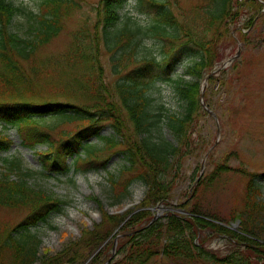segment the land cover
<instances>
[{
  "label": "trees",
  "instance_id": "16d2710c",
  "mask_svg": "<svg viewBox=\"0 0 264 264\" xmlns=\"http://www.w3.org/2000/svg\"><path fill=\"white\" fill-rule=\"evenodd\" d=\"M127 2L99 0L95 19L86 17L78 22L71 48L62 57H41L39 51L61 34L79 1L41 0L30 36L24 37L11 28L21 9L13 1L0 0V154L13 146V139L5 132L9 128L17 130L24 146L36 150L45 170L60 174L105 169L111 155L118 153L124 162L117 173L109 175L116 198L112 204H125L130 199V186L142 183L147 187L146 206L171 195L175 183L165 175L189 153L188 128L202 110L199 81L218 60L215 55L220 41L224 37L236 41L231 24L240 21L244 5L257 9L258 16L263 4L259 0H199L180 20L166 0H138V6L155 12L149 24L143 25L131 17L122 20L121 10ZM254 20L252 17L249 25ZM237 34L245 39L244 30L238 29ZM149 38L161 48L159 54H151L150 49L138 52L143 40ZM105 53L115 77L111 83H105L100 72ZM183 54L188 58L185 72L191 79L176 71ZM162 76L176 84L183 102V112L168 114L164 123V107L154 110V98L149 94ZM161 122L172 139L162 136ZM63 125L70 126L58 131ZM107 126L112 133L103 135ZM94 136L104 141L102 148L89 142ZM41 144L47 149H39ZM2 161L5 171L0 175V208L26 213L18 221L0 217V264H62L61 253L51 258L47 251L42 253L41 240L32 228L61 212L65 202L31 185L29 178L34 173L23 167L19 157L7 156ZM240 167H228L226 161L218 164L185 201L186 214L170 210L152 223L150 210L134 214L119 231L126 234L118 242L122 257L117 264H149L156 256L172 264H264V172ZM236 170L247 179L242 207L233 215L220 217L221 222L204 218L217 215L213 209L203 208L200 189ZM14 172L17 177L10 175ZM40 173L48 175L44 170ZM90 196L104 213L98 226L105 233L95 237L97 248L127 213L110 214L97 196ZM237 220L240 229L231 232L229 224ZM95 230L84 228L74 243H82L84 235ZM210 232L224 235L233 245L208 249ZM89 252L75 255L73 261H84ZM101 256L95 264H100Z\"/></svg>",
  "mask_w": 264,
  "mask_h": 264
},
{
  "label": "rangeland",
  "instance_id": "374dc122",
  "mask_svg": "<svg viewBox=\"0 0 264 264\" xmlns=\"http://www.w3.org/2000/svg\"><path fill=\"white\" fill-rule=\"evenodd\" d=\"M10 1H13L22 9L13 20L12 30L24 37L30 36L31 27L34 25L36 15L39 13L41 0ZM78 1L80 5L72 17L66 20L64 30L58 37L42 47L38 56L62 57L71 48L72 33L77 28L78 22L86 17L91 20L95 19L94 8L99 0ZM259 1L263 6L258 16H255L257 9L246 4L242 9L240 21L231 24V32L235 35L236 41L226 40V37H224L216 49L215 56L218 57V60L215 62L221 60L216 69L221 68L222 64L230 58L233 62L231 63V60L225 69H219L213 74L215 76L207 84L203 97L204 107L195 119L194 124L188 128L191 139L189 153H187L188 155L184 160L175 164L176 168H172L170 175H165L167 180L175 183L171 195L167 199L145 206L147 187L142 183H134L130 188L133 185L139 188V194L136 198L139 203L132 198L129 188L130 199L125 204H112L116 198L109 183L108 172H118L119 164L124 162L123 155L113 153L111 159L109 158L107 168L97 172L73 171L65 175L58 172H49L48 175H43L39 172L42 163L36 151L22 145L15 128L5 131L14 139V146L11 151L1 154L0 174L5 169L2 157L7 155L18 156L22 160L23 167L34 173L29 178L31 185L40 187L66 202L63 205L62 212L53 214L47 222H41L33 227V231L38 234L41 240L40 249L42 253L47 251L49 258L56 256L55 253H61L60 256L63 257L62 264H83L84 261L76 262L73 261V258L77 254H88V249L92 246L89 253L94 260L88 264L99 262L100 253H102L100 264H117L122 257V250L119 249L118 242L126 234L119 231L123 228V224L131 219L134 214L148 209L152 213V218H155L156 213L159 211L161 214L155 218L157 220L164 217L170 210L176 208L179 209L178 211L184 210L183 205L192 194L194 187L206 180L217 165L224 161H226L228 167L241 166L240 168L245 170L264 172V14L261 15L264 13V0ZM198 2L199 0H166V4L173 8L180 20L183 18L182 14ZM127 3L121 10L123 21L127 20V17H131L143 25H148V21L155 15L154 11L145 10L146 6H138V0H128ZM252 17H255V20L249 25ZM238 29L246 32L244 40L238 36ZM146 49H150L149 52L153 55L159 54L161 51L153 38L143 40L138 52L143 54ZM157 58H160V55ZM100 62L101 65H104L100 69L104 82H113L115 77L112 75L110 66H108L106 53L102 55ZM187 63V55L183 54L176 71L179 75L191 79L193 77L185 72ZM149 94L154 98L151 103L154 110L164 107L163 123L168 114L183 112V102L176 91V84L167 80L166 76H162L150 87ZM59 100L64 101L67 99L59 97ZM208 111L215 115L213 116ZM49 121L46 122L49 123ZM162 122L160 124L162 136L172 139L170 130L166 126H162ZM69 126L63 125L58 131ZM1 130L2 125L0 123ZM110 131L111 129L107 126L103 129V134H109ZM102 142L96 137L92 138V143L97 147H101ZM39 148L47 149V146L40 145ZM68 161L71 162V159ZM89 174H95L98 177L97 183L92 184L87 180ZM10 175L17 177L16 172ZM246 181V177L242 172L236 170L222 175L217 182L209 187L200 189L201 198L199 200H201L203 208H211L214 215H217L215 218L203 217L221 222L222 218L220 217L233 215L234 210L242 207ZM145 187L146 191L144 190ZM262 190L264 197V184ZM91 194L101 200L110 214L121 213L122 215L127 213L120 226L115 228L113 234L106 236L100 248L97 247L98 249L96 248L95 237L98 234L104 235L105 233V229L98 226L104 213L101 211L100 204L90 196ZM121 197H124V194H121ZM158 204L162 207L155 211L154 209ZM20 210L11 211L9 208H0V217H12L14 221H18L26 213ZM184 213L186 214L185 210ZM156 220L152 219L150 223ZM86 227L90 230L97 228V230L91 234H85L82 243H74L83 234V229ZM229 227L231 232L240 229L231 224ZM208 234L210 235L207 242L208 249H226L233 245L223 235H213V232ZM113 242L116 243L114 249ZM70 258L72 261H70ZM164 259L156 256L149 264H172V262Z\"/></svg>",
  "mask_w": 264,
  "mask_h": 264
},
{
  "label": "clouds",
  "instance_id": "9594fccd",
  "mask_svg": "<svg viewBox=\"0 0 264 264\" xmlns=\"http://www.w3.org/2000/svg\"><path fill=\"white\" fill-rule=\"evenodd\" d=\"M81 179H83V177H81ZM97 179L98 177L95 174H89L87 177V180L90 181L92 184L97 183ZM144 190L146 191V187ZM130 192L132 193V198L136 200L137 203H139V200L136 199L139 194V188L136 185H133L130 188Z\"/></svg>",
  "mask_w": 264,
  "mask_h": 264
},
{
  "label": "bare ground",
  "instance_id": "6f19581e",
  "mask_svg": "<svg viewBox=\"0 0 264 264\" xmlns=\"http://www.w3.org/2000/svg\"><path fill=\"white\" fill-rule=\"evenodd\" d=\"M134 210V209H133ZM175 210H179L178 208H176ZM236 228H239L238 226H236V225H234ZM102 244L101 243H99V248H100V246H101ZM93 260V257H92V255H89V257L88 258H86L85 260H84V263L83 264H88V263H90L91 261Z\"/></svg>",
  "mask_w": 264,
  "mask_h": 264
}]
</instances>
